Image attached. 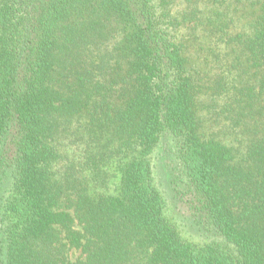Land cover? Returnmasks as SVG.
Here are the masks:
<instances>
[{"label":"trees","instance_id":"16d2710c","mask_svg":"<svg viewBox=\"0 0 264 264\" xmlns=\"http://www.w3.org/2000/svg\"><path fill=\"white\" fill-rule=\"evenodd\" d=\"M0 264H264V0H0Z\"/></svg>","mask_w":264,"mask_h":264},{"label":"rangeland","instance_id":"374dc122","mask_svg":"<svg viewBox=\"0 0 264 264\" xmlns=\"http://www.w3.org/2000/svg\"><path fill=\"white\" fill-rule=\"evenodd\" d=\"M157 161H158V165L160 164L164 169H165V171L167 172V176H166V178L165 177H163L162 175V173H161V170H160V172H159V169H158V173H160V175H158L159 177H160V183L162 184L161 186H162V188L166 191V193H167V198H168V203H169V207H170V209L171 210H173V211H177L179 214H184V212H185V208H184V206H183V204H180V203H174V205H173V201H172V199H173V197H174V194H173V189H174V187H173V184L172 183H170L169 182V180H170V177H169V173H168V165H167V158H166V156H165V154H159V156L157 157ZM182 222V224L186 227V229H187V227H188V225H187V223H185L183 220L181 221ZM187 231L191 234V236H193L195 239H199L198 237H197V234H196V232L195 231H193L192 229H187ZM199 240H201V239H199ZM78 256V253L76 254V255H74L73 257L75 258V257H77Z\"/></svg>","mask_w":264,"mask_h":264}]
</instances>
